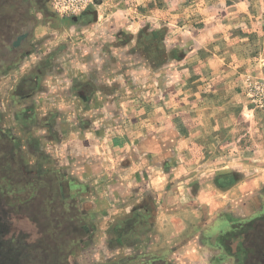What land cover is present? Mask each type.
I'll return each mask as SVG.
<instances>
[{"label": "crops", "instance_id": "1", "mask_svg": "<svg viewBox=\"0 0 264 264\" xmlns=\"http://www.w3.org/2000/svg\"><path fill=\"white\" fill-rule=\"evenodd\" d=\"M36 2L31 10L38 8ZM194 14L201 18L194 21ZM70 18L73 25L67 35L73 38L75 32L92 41L88 52L80 54V86L74 90L90 105L83 118L90 120L91 125L80 131L98 137V142L85 144V152L93 148L98 154L96 167H105L107 150L112 153L114 163L118 162L120 153H127L129 160V179H114L108 193L115 201L111 204L117 214L112 229L117 237L111 239L109 246L121 249L126 247L121 233L148 231L151 225L147 215H165L160 206L165 196L154 185L167 182V169H195L190 181L201 179L199 174H194L196 170L212 165L221 166L230 175L232 168L246 167L245 157L250 156L247 152L261 151L258 143L249 148L247 140L249 136L264 135V110L252 109L245 87L250 75L264 74V0H106L84 15ZM37 27L38 30L41 26ZM186 27L191 31L185 30ZM109 37H114L117 44L123 39L129 41L127 46L135 40L138 43L132 49H115V52L112 51L115 42L108 50L95 44L96 40L106 41ZM120 60L129 61L125 71L118 69ZM134 61L144 64L131 67ZM148 61L150 64L146 65ZM66 70L70 77L73 71ZM126 76L133 83H146L147 95L134 94L127 98L125 109L118 105L124 98L118 101L117 95H108L102 89L120 83L118 80L123 81ZM37 78L39 83L38 75ZM104 80L107 82L102 83ZM103 104L110 105L111 110L104 111ZM101 113L107 118L109 114L113 121L109 127L95 123L91 129L93 119ZM16 116L24 125L22 113ZM33 141L38 145L35 155L42 154L44 147L39 139L34 137ZM106 141L108 145L104 149ZM236 152L241 154V160L235 158ZM254 156L258 162V156ZM85 162L84 169L90 164ZM257 165L258 174L230 181L221 192L214 193L222 197L221 202H212L221 208L222 219L210 231L219 232L216 236L222 239L211 240L208 250L215 255L223 252L219 264H264V168L262 163ZM70 180H58L69 198ZM170 180L179 185L182 193L184 179ZM139 198L142 203L134 205V212L118 214L131 208L130 204L126 205L127 200ZM150 198L159 203L152 205ZM82 217L85 213L80 220ZM125 218L129 221L122 223Z\"/></svg>", "mask_w": 264, "mask_h": 264}, {"label": "rangeland", "instance_id": "2", "mask_svg": "<svg viewBox=\"0 0 264 264\" xmlns=\"http://www.w3.org/2000/svg\"><path fill=\"white\" fill-rule=\"evenodd\" d=\"M34 1H37L38 8H33L28 17L20 13L22 10L13 9L14 12L11 10L8 13L0 11V38L3 39H0V190L2 194L0 195L2 197L0 227L4 230L5 226L10 225V232H6L8 234L4 242H9L11 239L13 242L15 236L19 238L27 235L28 242L12 245L19 261L30 258L35 263L43 264H219L223 252L215 255L208 250L211 240L218 242L222 239L221 236H216L219 232H211L222 219L221 208L212 205V202H221L222 197L214 196V193L221 192L230 181L234 182L235 179L258 174L260 167L257 164L262 163L264 168V135L248 137V147L253 148L255 143H258L262 146L261 151L247 152L250 156L245 157L248 159L245 163L246 167L232 168L230 175H227V170H223L221 166L212 165L196 170L194 174H199L201 179L190 181V175L195 169L190 167L183 168L182 171L167 169L166 174L169 176L167 182L154 185L165 196V200L160 201L161 211H165V215L163 217L147 215L151 230L146 226L148 231L121 233L126 247L111 248L109 242L117 237L116 231H112L116 223L113 219L117 214L111 204L115 201L111 200L108 193L115 184L114 179H129L130 165L127 153H120L118 162L114 163L111 161L112 153L107 150L105 154L108 159L105 160V167L102 168L96 167L99 160L93 148L90 152H85V144L98 142V137L91 134L84 135L85 133L80 131V128L91 125L90 120L83 118L86 110H89L87 106L90 105L85 104L74 90L80 86L78 84L80 57L85 51L88 52L92 41H87L85 37H80L75 32H72L75 35L74 40H72L74 37L70 38L67 35L73 25L70 17L77 16L58 14L53 8V0ZM105 1L99 0L97 5L88 11L101 6ZM199 18L201 15L194 14L192 17L194 21H198ZM25 21L27 23H23ZM22 26L26 29L18 34ZM37 26H41L40 29L37 30ZM172 28L179 31L177 25H173ZM185 30L191 31L189 27ZM21 36L28 38L22 39L17 45ZM95 42L97 46L108 50L115 40L114 37H109L106 41L99 39ZM132 42L135 43L133 46H131L133 43L127 46L129 41L125 39L119 40L118 44L116 41L112 51L115 52V49L124 51L122 48L136 47L138 42L136 40ZM69 55L73 56L69 58ZM154 61L155 59L150 62ZM127 62L129 61L120 60L119 71H125L126 65H129ZM150 62H146V65ZM39 63L42 65L40 68ZM141 64L135 62L131 67ZM67 65L70 67L67 68ZM101 66L102 64H99V67ZM66 69L73 71L70 77L68 73L66 74ZM37 75L39 83H37ZM46 75L49 79L45 77ZM65 78L70 79L64 81ZM107 81L104 80L102 83ZM118 81L120 83L108 85V89L104 88L102 92L117 95L118 101L124 98L118 105H122L125 109L127 98L134 94L137 97L147 95L144 88L147 86L146 83H133L134 80L129 76L123 81L121 79ZM134 90L135 93H130ZM245 92L252 109L257 110L256 112L263 111L264 74L250 75L246 78ZM109 106L103 104L102 109L109 111L111 110ZM18 113H22L24 125L16 116ZM102 115L104 114L101 113L98 118L93 119L91 129L95 128V123L109 127L113 118L110 119L109 114L108 118ZM262 130L264 131V127ZM34 137L39 139V144L44 147L41 150L42 154L34 153V149L38 148L33 141ZM6 139H9L7 144L1 142ZM106 145H108L107 141L104 142V149ZM254 154L258 156V162H255ZM235 158L241 160V154L236 152ZM85 161L90 164L84 169ZM23 166L28 167L31 174L23 173ZM23 174L24 180L32 176L37 179L35 186L32 184L24 188L25 182L20 180ZM60 179H71L70 198L69 193L64 191V202L55 203L54 200L53 203V197L54 199L60 197L56 185ZM100 179L103 181L98 182ZM170 179H184L181 185L182 193L178 188L179 185ZM42 183L45 187L39 188L36 192L34 187ZM22 188L24 190H21ZM18 198L34 201L28 206H20ZM10 201L19 203L17 210L6 207L5 204ZM141 201V198L127 200L126 205L130 204L131 208L121 210L118 214L122 211H125L122 212L124 215L134 212V205H139ZM149 202L152 205L153 202L159 203L156 199L153 201V198H150ZM3 207L12 212L7 214ZM210 208L213 210L211 214ZM151 211L153 214L156 212L154 206L151 207ZM46 212L48 213L46 218L50 215L55 218L51 223L40 225L32 220ZM83 212L85 217L76 223L81 222L86 230L85 233H80L79 241L76 243H69V237L62 235V238L59 232L55 238L44 237L45 228L60 227L61 233L69 234L65 223L61 222L70 216L80 217ZM158 218L159 221L156 220ZM127 221L128 218H125L122 223ZM2 240L0 233V247ZM136 241L138 243H135ZM28 246L33 247V250ZM72 249L76 250L71 254ZM63 256L64 260H62Z\"/></svg>", "mask_w": 264, "mask_h": 264}, {"label": "trees", "instance_id": "3", "mask_svg": "<svg viewBox=\"0 0 264 264\" xmlns=\"http://www.w3.org/2000/svg\"><path fill=\"white\" fill-rule=\"evenodd\" d=\"M41 2H43L42 0H40ZM35 2L34 0H0V11L4 12V13H8L9 11H13V9H16L18 11H20L21 14L24 13V15H26L27 17L29 16V13H30V10H31V6H32V3ZM23 23H27V21L23 22ZM26 29V27H23L20 29L21 31L18 33H22L24 30ZM2 39V38H0ZM3 40V39H2ZM9 141V139L7 140H2L1 142L4 143V144H7ZM11 167V166H10ZM23 173L26 172L27 175L31 174V171L29 170L28 167L26 166H23ZM22 179H20L21 181L25 182L23 183L24 185V188H27V187H30L29 185H32L35 186V184L37 183V179H34V177H30L29 179H26L24 180L23 178H25V175L23 174L22 176ZM32 178V179H31ZM58 186V190L57 193L59 194L60 197H57L54 199H52V202L54 203V200H55V203H59V202H64V198H63V194H64V190H63V186H62V183L59 182L56 184ZM53 186V185H52ZM11 187H12V184H11ZM44 188L45 186H43V183L38 185L36 187H34V189L36 188V192L39 190V188ZM24 188H22L21 190H24ZM53 188V187H52ZM20 190V191H21ZM0 195L1 194V190H0ZM36 196V195H35ZM2 200V197H0V201ZM18 200L20 201V206H28L30 204L31 201H34L32 199H21V198H18ZM51 202V203H52ZM6 207H9V208H13V209H18V205L19 203L16 204L13 203V201H10V203H6L5 204ZM6 207H3L6 211H7V214L11 213L12 211L11 210H7ZM48 213H43L41 215H37V217L35 219H32V220H35L36 222L40 223V225H43L45 223H51L53 221V219H55L54 217H50V216H53V215H50L49 218H46L45 216L47 215ZM11 216V214H10ZM58 219V218H56ZM80 218L78 216H70L69 218H67L65 221L61 222V223H65L64 225H66V230L69 232V234H63L61 233L59 230H61L60 227H55L53 229H47L45 228L44 229V237H48L50 236L51 238H54L57 237V234L58 232L60 233L59 236L62 237V235L64 236H67L69 237V243H76L77 241H79V238L78 236L80 235L81 232H84L85 233V230L81 224V222L78 224L76 223L77 221H79ZM65 228V227H64ZM6 232H10V225H7L5 226L4 230L2 227H0V233H2V245L0 247V264H43V263H35L34 260L32 259H26L23 260V261H19L18 259V255L16 254L15 250H13V247L12 245H22L23 242H28L29 241V238L27 235L25 236H20L19 238L17 236H15V239L14 241L12 242V239L11 241L9 242H4L5 240V236L7 237V234ZM14 236V235H13ZM63 238V237H62ZM20 239V240H19ZM7 243V245L5 244ZM12 243V244H11ZM26 247V244L24 245ZM71 246V245H70ZM29 249L33 250L31 246H28ZM68 249V248H67ZM66 249V250H67ZM76 249H72L71 250V254L75 251ZM75 253V252H74ZM70 254V255H71ZM68 256V254H66ZM62 260H64V256L62 258Z\"/></svg>", "mask_w": 264, "mask_h": 264}, {"label": "built area", "instance_id": "4", "mask_svg": "<svg viewBox=\"0 0 264 264\" xmlns=\"http://www.w3.org/2000/svg\"><path fill=\"white\" fill-rule=\"evenodd\" d=\"M99 0H53L54 10L62 16H81Z\"/></svg>", "mask_w": 264, "mask_h": 264}, {"label": "water", "instance_id": "5", "mask_svg": "<svg viewBox=\"0 0 264 264\" xmlns=\"http://www.w3.org/2000/svg\"><path fill=\"white\" fill-rule=\"evenodd\" d=\"M26 36H21L17 42V45L21 42L22 39H24Z\"/></svg>", "mask_w": 264, "mask_h": 264}]
</instances>
